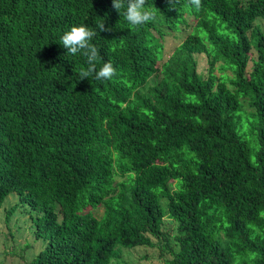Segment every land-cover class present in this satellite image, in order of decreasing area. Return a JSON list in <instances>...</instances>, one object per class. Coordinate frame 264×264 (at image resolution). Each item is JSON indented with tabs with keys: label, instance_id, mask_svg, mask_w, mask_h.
Listing matches in <instances>:
<instances>
[{
	"label": "trees",
	"instance_id": "trees-1",
	"mask_svg": "<svg viewBox=\"0 0 264 264\" xmlns=\"http://www.w3.org/2000/svg\"><path fill=\"white\" fill-rule=\"evenodd\" d=\"M145 7L156 21L133 28L111 0H0V206L15 192L43 240L25 264L142 246L163 264H264V0ZM99 19L97 69L116 75L77 79L85 58L61 37Z\"/></svg>",
	"mask_w": 264,
	"mask_h": 264
},
{
	"label": "rangeland",
	"instance_id": "rangeland-1",
	"mask_svg": "<svg viewBox=\"0 0 264 264\" xmlns=\"http://www.w3.org/2000/svg\"><path fill=\"white\" fill-rule=\"evenodd\" d=\"M256 22L264 30V22L262 20H256ZM188 23L191 24V21L188 20ZM164 30L163 53L159 63L169 54L172 47L182 40L190 30V26L181 25L179 32H173L166 28ZM194 57L197 69L204 75L206 71L205 56L195 54ZM245 107L246 104L243 102V108ZM18 200V195L15 192H10L4 197L0 206V264H25L43 245L41 238L35 239L32 235L33 219L38 213L36 210L30 209L26 203ZM8 207H11L12 210L8 219L5 220V210ZM93 212L95 215H99L101 206L94 209ZM165 221L171 224L170 220L166 219ZM112 259L111 264H163L162 259L157 256L156 248L144 246L133 249L122 248L120 257Z\"/></svg>",
	"mask_w": 264,
	"mask_h": 264
},
{
	"label": "clouds",
	"instance_id": "clouds-1",
	"mask_svg": "<svg viewBox=\"0 0 264 264\" xmlns=\"http://www.w3.org/2000/svg\"><path fill=\"white\" fill-rule=\"evenodd\" d=\"M176 0H168L171 5ZM112 7L118 13L125 9L124 17L133 28L143 26L156 21L157 9L146 8L147 0H111ZM189 5L195 6L198 11L201 8V0H188ZM99 32H112L111 27H106L103 20L99 19L95 28L86 24L73 25L61 37V44L67 49V54L72 56L81 55L85 58L86 67H81L77 79H84L93 76L99 81H111L116 75V69L111 61H106L97 69L100 57L99 48L92 43Z\"/></svg>",
	"mask_w": 264,
	"mask_h": 264
}]
</instances>
